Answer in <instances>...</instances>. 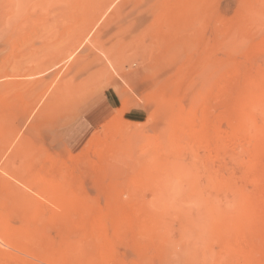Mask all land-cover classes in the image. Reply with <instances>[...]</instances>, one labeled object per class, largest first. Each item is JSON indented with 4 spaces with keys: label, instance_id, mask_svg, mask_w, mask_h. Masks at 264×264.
<instances>
[{
    "label": "rangeland",
    "instance_id": "1",
    "mask_svg": "<svg viewBox=\"0 0 264 264\" xmlns=\"http://www.w3.org/2000/svg\"><path fill=\"white\" fill-rule=\"evenodd\" d=\"M0 264H264V0H0Z\"/></svg>",
    "mask_w": 264,
    "mask_h": 264
}]
</instances>
